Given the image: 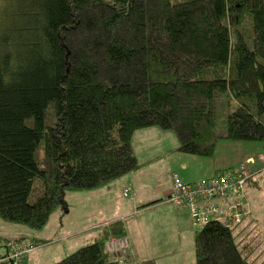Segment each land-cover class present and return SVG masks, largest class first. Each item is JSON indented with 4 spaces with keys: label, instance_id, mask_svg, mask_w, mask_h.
Wrapping results in <instances>:
<instances>
[{
    "label": "trees",
    "instance_id": "16d2710c",
    "mask_svg": "<svg viewBox=\"0 0 264 264\" xmlns=\"http://www.w3.org/2000/svg\"><path fill=\"white\" fill-rule=\"evenodd\" d=\"M149 128L175 132L180 154L264 149V0H13L0 13V220L43 230L66 193L140 170L132 138ZM241 225L197 231L196 264H252ZM118 237L121 221L55 264H121L106 250Z\"/></svg>",
    "mask_w": 264,
    "mask_h": 264
},
{
    "label": "crops",
    "instance_id": "0c3cea01",
    "mask_svg": "<svg viewBox=\"0 0 264 264\" xmlns=\"http://www.w3.org/2000/svg\"><path fill=\"white\" fill-rule=\"evenodd\" d=\"M148 130L162 137V140L153 148H144V153H138L133 146V138L142 131L134 134L132 146L139 164L142 165L140 170L93 191L66 193L65 203L67 195L75 198L85 196L88 206L85 208V215L81 214V219L73 231L66 232L62 228L64 230L62 235H65L61 239L71 240L68 242L66 240L65 245L60 247L64 249L60 250L64 252V255L73 253L82 243L86 245L93 243L103 232L96 233L94 229L98 227L103 229L112 222L121 221L124 223L126 237L131 244V258L136 262L196 264V231L192 225L190 212L166 202L165 199L172 191L173 174H178L184 183H194L205 179L206 177L203 178V176L206 171L201 172L196 178H191L188 174L189 162L193 159H187L185 155L176 152L177 148L167 146L164 142L166 140L169 142L171 136L175 141V137L161 129L149 128ZM141 145L140 139L138 147ZM145 147L150 146L145 144ZM259 149L256 155L264 153V149L261 151ZM263 166L264 164L257 162L251 164L249 170L255 176L263 170ZM66 210L64 211L67 213L69 210ZM84 220L87 224L82 223ZM25 228L0 220V259L6 254L7 241L26 239L37 245V248L29 255L26 264L41 262V257L36 259L32 256L45 247L42 245H49V242L42 243L40 240L44 239L43 237L34 235L36 233H33L31 229L28 231ZM60 260L62 258L58 261Z\"/></svg>",
    "mask_w": 264,
    "mask_h": 264
},
{
    "label": "rangeland",
    "instance_id": "374dc122",
    "mask_svg": "<svg viewBox=\"0 0 264 264\" xmlns=\"http://www.w3.org/2000/svg\"><path fill=\"white\" fill-rule=\"evenodd\" d=\"M12 2L13 0H0V13L2 14L6 9H9L12 5ZM147 130H140L142 132L139 131L140 133L137 135L135 134L136 136L133 138V146L138 153H144V148H153L162 140V137ZM165 132L171 133V135L175 137V141L172 136L169 142L167 140L164 141L167 143V146L178 148L179 141L175 132ZM140 139L142 140V145L138 147ZM145 144H148L150 147H145ZM257 149H259V151L263 149L261 143L222 141L217 145L212 157L204 158L187 154L183 155H185L187 159H193L189 162L190 168L188 174L191 178H196L201 172L205 171L206 172L204 173L203 178H214L228 169H239L249 160H253L254 163L260 162L258 160L259 156L263 155L264 153L256 155ZM248 157L251 158L248 159ZM246 159L248 160L245 161ZM252 169L253 167L251 168V170ZM182 173L185 172L182 171ZM258 175H260V177L256 178V176ZM251 179L252 182H250ZM250 181L245 189L249 216L237 230V233H240L238 241L241 242L243 248L246 247L247 251H251L250 260L252 264H264V166L261 172L257 173L255 176L252 175ZM66 197L67 210L60 208L61 210L52 215L48 225L43 230H31L33 231V233H36L34 235L38 234V236L44 238L40 240L42 243L49 242V245H42L43 247H45L40 249L39 251H36L32 256L36 257V259L41 257V262H38L36 260L39 264H55L57 262H60L58 261L60 258L63 259L66 257V255H64V252L62 253L60 251L64 250L60 249V247L65 245V241L67 240L61 239L65 235H62L64 231L62 228H64L66 232H71V230L73 231V229L77 226V223L81 219V214L83 216L85 215V208L88 206V200L84 199L85 196H80L82 198H75L73 196L67 195ZM64 210L69 211L66 213ZM83 222L87 224L85 220L82 221V223ZM192 225L193 228L196 227L193 223V220ZM25 229L29 231L30 228L26 227ZM201 229L202 227L198 226L195 228V231L197 232ZM94 231L98 233L102 232L103 229H101V227H98L94 229ZM68 241L71 240L68 239L66 242ZM83 246H86V243H82L79 248Z\"/></svg>",
    "mask_w": 264,
    "mask_h": 264
},
{
    "label": "built area",
    "instance_id": "2783aa9c",
    "mask_svg": "<svg viewBox=\"0 0 264 264\" xmlns=\"http://www.w3.org/2000/svg\"><path fill=\"white\" fill-rule=\"evenodd\" d=\"M258 160L264 163V154ZM250 164H254L253 160L237 170H228L217 177L194 183H184L178 174H173L172 191L165 201L187 209L196 227H203L212 220L221 221L227 227L240 225L249 216L245 189L252 178ZM36 248V244L24 239L11 241L6 245V254L0 264H26ZM130 249L127 237L111 238L106 242L107 252L121 264H137L131 260Z\"/></svg>",
    "mask_w": 264,
    "mask_h": 264
}]
</instances>
